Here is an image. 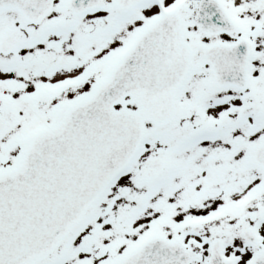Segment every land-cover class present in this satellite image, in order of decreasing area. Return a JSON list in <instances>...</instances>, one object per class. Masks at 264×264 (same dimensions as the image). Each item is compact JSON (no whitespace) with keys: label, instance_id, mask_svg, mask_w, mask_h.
I'll return each mask as SVG.
<instances>
[{"label":"snow or ice","instance_id":"snow-or-ice-1","mask_svg":"<svg viewBox=\"0 0 264 264\" xmlns=\"http://www.w3.org/2000/svg\"><path fill=\"white\" fill-rule=\"evenodd\" d=\"M0 264H264V0H0Z\"/></svg>","mask_w":264,"mask_h":264}]
</instances>
